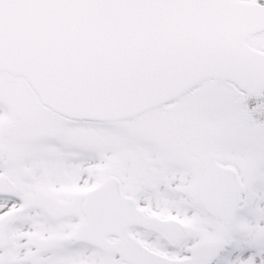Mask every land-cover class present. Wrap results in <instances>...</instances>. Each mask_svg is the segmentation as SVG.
Returning a JSON list of instances; mask_svg holds the SVG:
<instances>
[{"label": "snow or ice", "instance_id": "obj_1", "mask_svg": "<svg viewBox=\"0 0 264 264\" xmlns=\"http://www.w3.org/2000/svg\"><path fill=\"white\" fill-rule=\"evenodd\" d=\"M0 264H264V0H0Z\"/></svg>", "mask_w": 264, "mask_h": 264}]
</instances>
